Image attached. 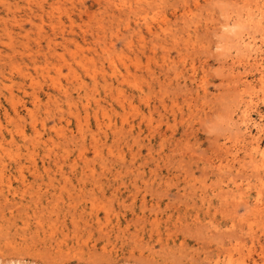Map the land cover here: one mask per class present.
I'll list each match as a JSON object with an SVG mask.
<instances>
[{
	"label": "rangeland",
	"instance_id": "374dc122",
	"mask_svg": "<svg viewBox=\"0 0 264 264\" xmlns=\"http://www.w3.org/2000/svg\"><path fill=\"white\" fill-rule=\"evenodd\" d=\"M0 264H264V0H0Z\"/></svg>",
	"mask_w": 264,
	"mask_h": 264
},
{
	"label": "bare ground",
	"instance_id": "6f19581e",
	"mask_svg": "<svg viewBox=\"0 0 264 264\" xmlns=\"http://www.w3.org/2000/svg\"><path fill=\"white\" fill-rule=\"evenodd\" d=\"M251 47V46H250ZM247 106V105H246ZM254 125V124H253ZM245 132V131H244ZM263 156V155H262ZM256 207V206H255Z\"/></svg>",
	"mask_w": 264,
	"mask_h": 264
}]
</instances>
